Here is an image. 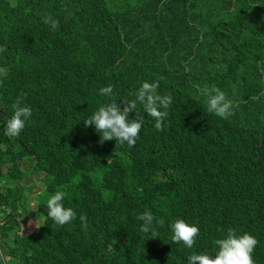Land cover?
I'll list each match as a JSON object with an SVG mask.
<instances>
[{
    "label": "trees",
    "instance_id": "16d2710c",
    "mask_svg": "<svg viewBox=\"0 0 264 264\" xmlns=\"http://www.w3.org/2000/svg\"><path fill=\"white\" fill-rule=\"evenodd\" d=\"M0 46V264H188L229 228L264 264V0H0ZM145 81L172 97L163 131L145 113L135 146L99 143L83 120ZM205 86L234 114L207 112ZM21 96L32 115L9 138ZM56 191L77 213L64 226L46 215ZM146 210L158 237L140 231ZM30 212L41 226L24 232ZM179 219L200 229L191 249L171 239Z\"/></svg>",
    "mask_w": 264,
    "mask_h": 264
},
{
    "label": "clouds",
    "instance_id": "9594fccd",
    "mask_svg": "<svg viewBox=\"0 0 264 264\" xmlns=\"http://www.w3.org/2000/svg\"><path fill=\"white\" fill-rule=\"evenodd\" d=\"M43 21L53 31L59 27V21L50 16L43 17ZM6 50V47L0 46V53ZM158 88L159 81L143 82L142 86L133 93V99L123 98L124 105L122 108L118 105L117 100L113 99L112 102L101 105L97 111L84 119V126L95 127V131L100 133L99 143L101 144L115 139L117 144L124 145L126 143L130 148L135 146L145 113L155 121V129L163 131V121L168 116L167 109L173 100L170 95L158 94ZM199 91L202 96L207 97L205 105L207 112L222 119H227L234 114L233 101L228 99L223 91L215 86L212 88L205 86ZM99 94L112 98L114 95L113 87L111 85L102 87ZM24 98V96L18 97L12 105L14 112L5 126V135L9 138L18 137L32 115L30 107L22 106ZM251 99L256 100L258 97L252 96ZM140 106H142V111ZM235 106L238 107V105ZM133 112L135 117L130 119V113ZM64 198L65 193L63 191H56L46 202V215L58 226H64L77 219V213L72 208L64 207L62 203ZM137 219L143 222L140 226L142 233L151 232V238L159 236L154 225L163 226L164 220L162 218H157L150 210H146L139 214ZM79 220L82 229L86 230V216L80 215ZM28 223L31 226L33 221L29 220ZM40 226L39 223L35 222L37 229ZM169 227L173 233L171 236L173 242L182 243L188 249L193 248L200 231L199 227L190 225L182 219L172 222ZM257 244L258 241L254 236L248 233L237 236L235 231L229 228L225 238L215 241L218 251L214 256L193 253L188 256V264H254L252 254Z\"/></svg>",
    "mask_w": 264,
    "mask_h": 264
},
{
    "label": "rangeland",
    "instance_id": "374dc122",
    "mask_svg": "<svg viewBox=\"0 0 264 264\" xmlns=\"http://www.w3.org/2000/svg\"><path fill=\"white\" fill-rule=\"evenodd\" d=\"M32 178L34 179V183H36V184H33L32 186L27 188V193L32 195V196H30L31 198L33 197L34 194L40 195V193L43 191V189H42L43 184L41 182H39V178H36L35 175H33ZM24 182H25V179H24ZM31 202H32V199H31ZM29 220L33 221V224L31 226H29V223H28ZM37 221L38 220L34 219L32 212L26 214L24 216V219L22 220V223H21V225L23 226L22 227L23 231L24 232H30V231L36 229L35 222H37ZM41 221H42V219L39 220V222H41ZM10 264H17V263L14 260V261H11Z\"/></svg>",
    "mask_w": 264,
    "mask_h": 264
}]
</instances>
